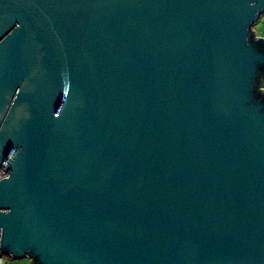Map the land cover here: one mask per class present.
I'll return each mask as SVG.
<instances>
[{
  "label": "water",
  "instance_id": "95a60500",
  "mask_svg": "<svg viewBox=\"0 0 264 264\" xmlns=\"http://www.w3.org/2000/svg\"><path fill=\"white\" fill-rule=\"evenodd\" d=\"M264 0H0V245L34 264H264Z\"/></svg>",
  "mask_w": 264,
  "mask_h": 264
},
{
  "label": "built area",
  "instance_id": "2783aa9c",
  "mask_svg": "<svg viewBox=\"0 0 264 264\" xmlns=\"http://www.w3.org/2000/svg\"><path fill=\"white\" fill-rule=\"evenodd\" d=\"M264 15V13L260 16V19L254 24L253 26V32H254V37L257 39V38H264V34L262 35H259L257 30L255 29V25L261 20L262 16ZM8 173L0 168V180L2 178H4L5 176H7ZM12 258H15L12 254L10 253H6L4 252L2 249H1V245H0V264H10L9 261L12 259ZM29 258V257H28Z\"/></svg>",
  "mask_w": 264,
  "mask_h": 264
},
{
  "label": "rangeland",
  "instance_id": "374dc122",
  "mask_svg": "<svg viewBox=\"0 0 264 264\" xmlns=\"http://www.w3.org/2000/svg\"><path fill=\"white\" fill-rule=\"evenodd\" d=\"M255 29L257 30L259 35L264 34V15L261 20L255 25ZM263 87H264V79H263ZM10 264H34L32 260L28 257H17L12 258L9 261Z\"/></svg>",
  "mask_w": 264,
  "mask_h": 264
},
{
  "label": "crops",
  "instance_id": "0c3cea01",
  "mask_svg": "<svg viewBox=\"0 0 264 264\" xmlns=\"http://www.w3.org/2000/svg\"><path fill=\"white\" fill-rule=\"evenodd\" d=\"M264 79V78H263ZM262 87H263V80H262ZM264 88V87H263Z\"/></svg>",
  "mask_w": 264,
  "mask_h": 264
}]
</instances>
